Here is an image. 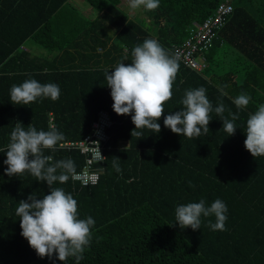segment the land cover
<instances>
[{"label":"trees","instance_id":"obj_1","mask_svg":"<svg viewBox=\"0 0 264 264\" xmlns=\"http://www.w3.org/2000/svg\"><path fill=\"white\" fill-rule=\"evenodd\" d=\"M70 1L0 0V149L7 148L17 122L38 131L55 127L65 136L63 144L83 141L94 133L99 112L109 113L113 126L101 145L105 160L95 164L98 185L80 186L72 175L52 185L73 195L80 219L95 221L79 264H264V156L253 157L244 147L247 118L264 104V23L232 0L233 14L204 52L207 62L196 55L204 70L177 59L173 95L157 121L161 131L138 129L143 135L136 137L131 136V116L113 111L105 71L119 61L131 63L132 49L147 38L175 56L194 24L203 23L226 0H160L157 9L141 7L144 16L133 19L121 8L122 0H83L92 10L87 16ZM226 44L251 64L243 70L242 84L238 71L217 74L213 69L214 52ZM36 47L41 56H34ZM26 79L58 84L59 99L13 104L11 86ZM201 86L213 108L208 133L191 139L173 133L164 117L183 110L185 91ZM242 93L251 100L238 109L232 100ZM221 102L225 118H231L229 112L239 114L231 136L215 113ZM60 144L44 154L71 158L76 172L83 170L86 157ZM115 157L120 173L112 167ZM6 158V150L0 152V264H63L55 254L51 259L36 254L21 236L16 215L20 200L32 193L42 199L49 186L29 172L7 176ZM201 199L206 206L216 199L226 204V230L208 227L214 216H201L195 231L176 224V207ZM65 264L76 260L69 257Z\"/></svg>","mask_w":264,"mask_h":264},{"label":"clouds","instance_id":"obj_2","mask_svg":"<svg viewBox=\"0 0 264 264\" xmlns=\"http://www.w3.org/2000/svg\"><path fill=\"white\" fill-rule=\"evenodd\" d=\"M159 3L160 0H128L132 10L143 7L145 11H152L159 7ZM131 57V63L119 61L110 72L105 71L113 111L117 115L131 116L135 125L131 136L141 137L143 133L138 129L144 128L159 133L161 125L157 121L165 112V102L173 95V83L179 69L177 58L151 38L136 45ZM223 87L226 85L221 88V93L225 94ZM59 96L58 84H42L36 79H26L10 88L13 104L28 105L38 98L55 101ZM250 100L249 95L242 93L233 98L232 102L238 109H243ZM180 103L184 106L183 110L165 116L164 126L189 139L207 134L211 120L209 114L213 108L206 96V89L201 86L186 90ZM224 111L221 102L215 108V113L221 117L223 130L231 136L237 129L234 121L239 119V114L229 112V119L223 116ZM64 140V134L55 127L38 131L31 124L25 129L22 123L17 122L11 131L7 148L0 149V152L6 150L7 158L3 163L7 165V176L29 172L37 181L46 182L50 189L49 194L43 195L42 199L32 193L26 200L19 201L16 215L20 218L21 236L40 258L51 259L55 254L56 259L63 264L69 257H74L76 264H79L85 248L91 243V229L95 221L91 216L80 219L73 195L66 193L62 187H52L55 182L66 183L71 175L76 174L75 162L71 158L54 160L53 156L44 154L45 149L55 151ZM244 147L253 157L264 156V104L258 105V110L247 118ZM119 160L115 157L112 163L117 173L121 172ZM227 211L226 204L220 199H216L210 206H206L205 200L201 199L199 202L178 205L175 220L181 229L190 227L195 231L200 229L201 216H214L215 222L209 220L208 227L213 231H224Z\"/></svg>","mask_w":264,"mask_h":264},{"label":"built area","instance_id":"obj_3","mask_svg":"<svg viewBox=\"0 0 264 264\" xmlns=\"http://www.w3.org/2000/svg\"><path fill=\"white\" fill-rule=\"evenodd\" d=\"M234 6L232 0H226L218 5L216 11L203 23H195L194 30L189 38L180 46L176 47L175 56L187 67L202 72L206 65L200 62L196 55H204L205 51L212 48L218 33L224 27L233 14ZM204 61L206 60L203 59ZM207 62V60H206ZM53 119H51V122ZM113 126V121L108 112L101 111L93 124L94 133L87 136L83 141L67 142L60 144L61 148L79 150L86 157L83 170L72 175V180L80 186H97L100 180V172L96 170L95 164L105 160L101 145L108 140V131Z\"/></svg>","mask_w":264,"mask_h":264},{"label":"rangeland","instance_id":"obj_4","mask_svg":"<svg viewBox=\"0 0 264 264\" xmlns=\"http://www.w3.org/2000/svg\"><path fill=\"white\" fill-rule=\"evenodd\" d=\"M81 2L82 4H84L83 6L89 7L85 11V16H87L91 12V7L83 0H81ZM235 5L246 7L253 14L255 13L256 15H258V19H260L264 23V0H236ZM121 8L124 9L132 19L136 18V16L139 18L144 16L142 15V8L137 10L130 9L128 0H122ZM81 12L83 13V9L81 10ZM93 12L96 13L94 10ZM38 48L39 47H36L32 50L37 53H43V51H39ZM213 60V69L217 74H226L229 72L238 71L237 74L241 75L238 80L240 84L244 82L243 73L245 71L243 70H248L249 66L251 65L250 62L240 57L239 54L227 44L222 48H217V50L214 52Z\"/></svg>","mask_w":264,"mask_h":264},{"label":"crops","instance_id":"obj_5","mask_svg":"<svg viewBox=\"0 0 264 264\" xmlns=\"http://www.w3.org/2000/svg\"><path fill=\"white\" fill-rule=\"evenodd\" d=\"M70 3L75 6V8L77 7L78 10H82L85 13V11L89 8L88 6H83L84 4H82L81 0H71ZM92 13V10L90 12V14ZM86 14V13H85ZM40 51V50H39ZM34 56H41V53H37L33 51Z\"/></svg>","mask_w":264,"mask_h":264}]
</instances>
